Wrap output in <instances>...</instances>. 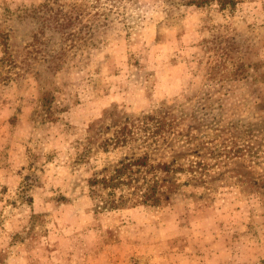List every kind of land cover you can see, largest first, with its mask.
<instances>
[{
	"label": "rangeland",
	"instance_id": "1",
	"mask_svg": "<svg viewBox=\"0 0 264 264\" xmlns=\"http://www.w3.org/2000/svg\"><path fill=\"white\" fill-rule=\"evenodd\" d=\"M240 1L0 0V264H264V0ZM143 153L182 169L161 205L102 208L90 181Z\"/></svg>",
	"mask_w": 264,
	"mask_h": 264
},
{
	"label": "trees",
	"instance_id": "2",
	"mask_svg": "<svg viewBox=\"0 0 264 264\" xmlns=\"http://www.w3.org/2000/svg\"><path fill=\"white\" fill-rule=\"evenodd\" d=\"M56 0H45V8L50 2ZM187 6L206 7L215 3L220 11H228L232 13L235 11L240 0H181ZM82 7V6H81ZM90 8H96L90 4ZM87 8L79 10V15H86ZM107 12L105 10L97 9L95 16L103 17L104 22L108 21ZM85 28L87 26H84ZM129 132L124 130L116 132L115 144L124 142ZM127 135V136H126ZM182 169H173L171 165L166 163H157L153 165L150 162L148 153L136 157L135 159L122 162L117 166L112 173L107 177L94 178L90 181V187L93 189V195H97L98 189L104 191L105 194L98 196L101 200L102 208L109 211L120 210L126 207H134L143 205L147 207H158L162 201V191L165 188L164 183L158 178L159 174H170ZM142 171L151 174V177L141 175ZM97 189V191H96ZM97 197V198H98Z\"/></svg>",
	"mask_w": 264,
	"mask_h": 264
}]
</instances>
